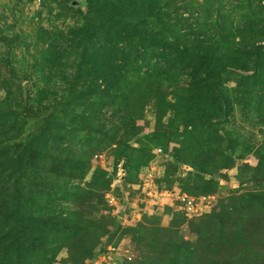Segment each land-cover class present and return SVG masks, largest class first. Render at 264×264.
Here are the masks:
<instances>
[{"label": "rangeland", "instance_id": "1", "mask_svg": "<svg viewBox=\"0 0 264 264\" xmlns=\"http://www.w3.org/2000/svg\"><path fill=\"white\" fill-rule=\"evenodd\" d=\"M0 264H264V0H0Z\"/></svg>", "mask_w": 264, "mask_h": 264}]
</instances>
